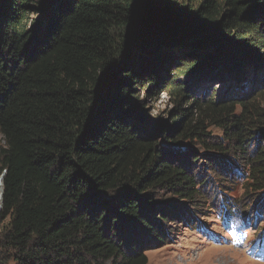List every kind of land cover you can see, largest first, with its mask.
<instances>
[{"label": "trees", "instance_id": "obj_1", "mask_svg": "<svg viewBox=\"0 0 264 264\" xmlns=\"http://www.w3.org/2000/svg\"><path fill=\"white\" fill-rule=\"evenodd\" d=\"M225 47L264 54V0H0V223L9 220L0 264H148L145 251L167 235L153 225L160 196L150 192L202 209L195 179L164 147L206 146L208 123L236 143L246 180L264 189V136L249 153L252 129L264 126V78L250 100L200 101L175 82ZM162 86L175 109L156 133L144 103ZM233 168L216 179H232Z\"/></svg>", "mask_w": 264, "mask_h": 264}, {"label": "rangeland", "instance_id": "obj_2", "mask_svg": "<svg viewBox=\"0 0 264 264\" xmlns=\"http://www.w3.org/2000/svg\"><path fill=\"white\" fill-rule=\"evenodd\" d=\"M40 18V14H29L28 24L32 26ZM238 52V49L233 47H225L224 52L214 59L213 65L206 63L195 71L178 77L175 82L187 84V95L200 101H207L211 98L218 100L227 96L231 98L230 96L234 95L236 98L242 97L250 100L256 92L263 89L257 87V84L264 78V54L258 57H245L244 55H240V57L238 55L240 52ZM230 54L234 56L235 67L231 69L232 71H225L222 67V58ZM183 60L191 62L201 60V58H183ZM175 69H169L170 80L173 78L170 73ZM164 75L165 73H162L161 78ZM213 76L216 78L213 79ZM243 92L245 94H242ZM136 93L142 100L144 93L142 91ZM256 104H259L263 109L264 97L256 101ZM144 106L146 107V121L156 133L158 132L156 131L157 126L154 127V125L157 121L160 120L163 123L165 120L170 121L172 118L170 113L175 109L165 86L159 90V97L155 102H145ZM236 113L239 115V110ZM205 127V133L208 134L204 140L206 146L199 141H194L192 143L180 142L177 145L171 144L164 147V152L172 158L171 161L178 163L195 179L196 189H199L200 194L194 197H196L195 201L198 200L196 204L202 209L192 212L191 208H193L194 202L178 199L176 196L167 194L166 191L153 190L150 192L152 195H156V198L160 196L150 205L155 213L153 225L160 234L167 235L164 236V240H160L161 243H157L155 246L151 245L145 251L148 264H264L262 261L264 260V251H257L255 257L253 255L255 246L251 243L257 232L261 228L264 229V189L258 191L256 186L259 182L256 184L254 179L246 180L244 173L246 175L250 169L249 162L240 155L238 150H230L236 143L226 140L222 128L211 123ZM255 129H252L251 132L254 136L252 149L249 152L250 157L254 154L255 146L259 144V140L262 142L264 136V126L261 129ZM162 135L163 133L159 134V136ZM0 142L2 144V141ZM218 145H221L223 151L211 149ZM196 157L199 159L193 163L192 161ZM208 162L212 163L210 168L207 165ZM230 165L237 169V176L232 175V179L220 176L222 180H217L215 174L224 173L225 168ZM1 194L2 181L0 180V199ZM200 197H203L205 201L199 202ZM221 199L238 206L240 212H245L247 217L253 218L256 212L259 216L256 220L251 219V221L243 216L235 224H231L233 218L221 221L217 213L213 211ZM259 202L260 204L257 206L256 203ZM178 207L183 210L179 214L180 218L174 212V209ZM163 219L166 220L165 223L160 221ZM8 221L7 219L0 223V230L7 227ZM255 223L257 224L254 225ZM201 227L208 230L201 233ZM260 232L262 233V231ZM135 239H137L136 242L139 241V238ZM234 243L240 244V247L235 248L232 246ZM247 243H249L248 246H245ZM249 255L254 256L260 262L251 260Z\"/></svg>", "mask_w": 264, "mask_h": 264}, {"label": "water", "instance_id": "obj_3", "mask_svg": "<svg viewBox=\"0 0 264 264\" xmlns=\"http://www.w3.org/2000/svg\"><path fill=\"white\" fill-rule=\"evenodd\" d=\"M133 31V30H132Z\"/></svg>", "mask_w": 264, "mask_h": 264}]
</instances>
